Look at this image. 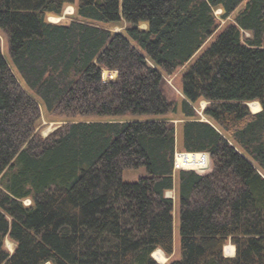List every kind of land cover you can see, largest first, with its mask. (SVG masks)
Instances as JSON below:
<instances>
[{
  "label": "trees",
  "instance_id": "16d2710c",
  "mask_svg": "<svg viewBox=\"0 0 264 264\" xmlns=\"http://www.w3.org/2000/svg\"><path fill=\"white\" fill-rule=\"evenodd\" d=\"M65 5L67 24L47 21ZM0 31V264H158L173 253L174 189L169 264H264V0H0ZM213 36L178 109L162 72ZM40 105L68 120L45 138ZM178 112L179 140L161 118ZM177 151L207 153L209 171L175 170Z\"/></svg>",
  "mask_w": 264,
  "mask_h": 264
},
{
  "label": "rangeland",
  "instance_id": "374dc122",
  "mask_svg": "<svg viewBox=\"0 0 264 264\" xmlns=\"http://www.w3.org/2000/svg\"><path fill=\"white\" fill-rule=\"evenodd\" d=\"M241 8V7H240ZM239 8V9H240ZM75 5H65L62 11V16L61 17H55V16H48L47 21L51 23H63L67 24L74 16H75ZM236 13V12H235ZM215 14L219 16L221 14V10L218 9L215 11ZM234 15V14H233ZM233 21V16L229 17L226 21H221L220 22V28H223L224 26L228 25ZM103 27L110 29L112 32H122L125 27L126 23L121 21L117 24H105L102 25ZM142 28H144V25H141ZM247 36H249L248 33H246ZM214 39V36L211 37L207 43L203 46V48L188 62L182 67L177 68L175 71L172 73H166L162 72V76L164 79V95L166 99L170 102H174L176 105H178V109H180V103L183 99L182 95V76L183 73L189 68L190 65H192L196 57L200 55L203 51H205L208 46L212 43V40ZM0 45H1V50L3 54L5 55L6 58H8V51H7V38L5 34L0 31ZM187 68V69H186ZM107 78V77H106ZM253 103V102H252ZM251 104V103H249ZM248 104V109L250 110L251 113H255ZM259 105V104H258ZM206 102L200 101L197 104L194 105L196 111L198 112V115L200 119L204 120L205 117L202 115V110L205 108ZM40 109V118L38 120L37 126H36V131L37 133L45 138L47 137L50 133L55 131L57 128L60 126L64 125L68 120L63 117V116H57V115H51L48 114L45 109L43 108L42 105L39 106ZM130 117H125L122 118L124 119H129ZM135 119H148L150 116H136L133 117ZM161 118H164L170 122H173L177 131V137L178 140L179 138L181 139V123L184 121V117L178 112L177 114H168L166 116H162ZM111 119V118H110ZM78 120V119H77ZM81 120V119H79ZM179 142V141H178ZM179 144V143H178ZM177 144V145H178ZM179 146V145H178ZM177 153H180V151H177ZM210 168V167H209ZM209 169H207L204 173H207ZM203 173V174H204ZM146 171L144 168H139V169H127L123 172L122 179L124 182H135L137 181L140 177L145 176ZM166 197L172 198L174 201V211H173V220H174V243H173V253L171 256H166L164 253V260L163 261H157L154 257V260L158 264H169L173 260H177L180 258V237H179V202H178V197H177V191L174 189L173 191H169L165 193ZM30 203L29 200L24 201L25 205H28ZM229 246L230 243L226 244V246ZM4 247L9 251L10 253L13 252L15 244L11 242L9 239H5L4 242ZM159 251V250H157ZM223 249V254L225 257H232L235 255V249L233 255L229 256L224 253ZM153 256V255H152Z\"/></svg>",
  "mask_w": 264,
  "mask_h": 264
},
{
  "label": "built area",
  "instance_id": "2783aa9c",
  "mask_svg": "<svg viewBox=\"0 0 264 264\" xmlns=\"http://www.w3.org/2000/svg\"><path fill=\"white\" fill-rule=\"evenodd\" d=\"M190 154L191 161L187 158V165H182V163L177 162V156L178 155H188ZM210 166V159L209 155L207 153H186V152H180L175 153V159H174V169L175 170H192L198 173L205 172L207 169H209Z\"/></svg>",
  "mask_w": 264,
  "mask_h": 264
},
{
  "label": "bare ground",
  "instance_id": "6f19581e",
  "mask_svg": "<svg viewBox=\"0 0 264 264\" xmlns=\"http://www.w3.org/2000/svg\"><path fill=\"white\" fill-rule=\"evenodd\" d=\"M249 107L254 111V112H257V111H259L260 110V106L258 105V103L257 102H253V103H251V104H249ZM191 155L190 154H188V155H178L177 156V162L178 163H182V165H187V163H186V161H187V158H188V160L189 161H191ZM224 253L226 254V255H229V256H231V255H233V253H234V247L232 246V245H227V246H225L224 247ZM164 254L161 252V251H155L154 253H153V257L157 260V261H163L164 260V256H163Z\"/></svg>",
  "mask_w": 264,
  "mask_h": 264
},
{
  "label": "water",
  "instance_id": "95a60500",
  "mask_svg": "<svg viewBox=\"0 0 264 264\" xmlns=\"http://www.w3.org/2000/svg\"><path fill=\"white\" fill-rule=\"evenodd\" d=\"M245 105L248 107V103H246ZM260 110H261V109H260ZM260 110H259V111H260ZM259 111H257V112H259ZM257 112H255V113H257ZM46 264H50V263H46Z\"/></svg>",
  "mask_w": 264,
  "mask_h": 264
},
{
  "label": "crops",
  "instance_id": "0c3cea01",
  "mask_svg": "<svg viewBox=\"0 0 264 264\" xmlns=\"http://www.w3.org/2000/svg\"><path fill=\"white\" fill-rule=\"evenodd\" d=\"M177 138H178V137H177ZM233 256H234V255H233ZM233 256H232V257H233Z\"/></svg>",
  "mask_w": 264,
  "mask_h": 264
}]
</instances>
